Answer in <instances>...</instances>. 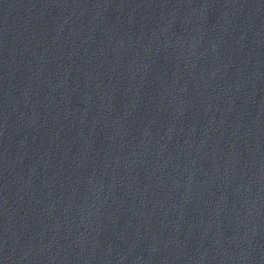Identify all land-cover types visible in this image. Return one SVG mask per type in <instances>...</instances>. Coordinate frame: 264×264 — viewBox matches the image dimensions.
Returning <instances> with one entry per match:
<instances>
[{
  "label": "water",
  "instance_id": "1",
  "mask_svg": "<svg viewBox=\"0 0 264 264\" xmlns=\"http://www.w3.org/2000/svg\"><path fill=\"white\" fill-rule=\"evenodd\" d=\"M0 264H264V0H0Z\"/></svg>",
  "mask_w": 264,
  "mask_h": 264
}]
</instances>
